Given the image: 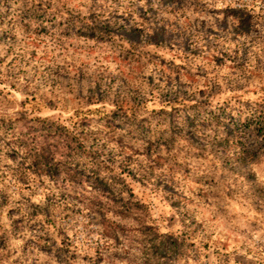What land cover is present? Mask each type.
<instances>
[{"label": "rangeland", "instance_id": "rangeland-1", "mask_svg": "<svg viewBox=\"0 0 264 264\" xmlns=\"http://www.w3.org/2000/svg\"><path fill=\"white\" fill-rule=\"evenodd\" d=\"M262 102L264 0H0V264H264V137L190 125Z\"/></svg>", "mask_w": 264, "mask_h": 264}, {"label": "trees", "instance_id": "trees-1", "mask_svg": "<svg viewBox=\"0 0 264 264\" xmlns=\"http://www.w3.org/2000/svg\"><path fill=\"white\" fill-rule=\"evenodd\" d=\"M247 109H248V113L250 114L249 117H246L243 121L239 120L236 122H230L229 124H227V119L224 117H221V115L219 114H214L212 119H204V120H198V119H193L190 120V125H196L198 123H216L215 125H217V127L220 128V126H222V129L224 130V132H226L227 135L230 136H238V135H245L246 134L249 136H259L260 134H262V136L264 137V102L262 103H254V104H249L247 105ZM225 110V109H224ZM58 124L56 122L53 121H47V122H43L42 126L40 128H38L37 130H39V136H37V134L32 135L33 137L30 139H27L26 145L29 147V154L32 155V157H34V160L37 162L36 165L39 166V162L41 160L42 161H48V159L50 158L49 154L46 153L45 149L43 148H39L38 147V143L36 141L35 138H48L49 136H55L57 137H66L69 138V136H71L70 134V130H66V135H64L63 131L61 128H58ZM77 126L74 125V130H76ZM41 134V136H40ZM59 135V136H58ZM73 138H76L75 134L73 135ZM67 141H71V138L66 139ZM72 149H75L76 151H74L75 153L78 152V150H80V145L78 148V145H73ZM97 151H89V154L94 155L96 154ZM48 166V163L46 164ZM51 166L53 167V164H51ZM49 169L51 170V167H49ZM51 172V171H50ZM89 178L93 179L95 181V183H97L98 185H104V186H108L107 183H105V178H102V176L95 172L94 170L91 171L89 174ZM127 210H129V208H127ZM154 237L155 239H158L159 242L153 243L150 246V251H153V253H161L164 252L166 254H168L171 250H172V246L167 245V240L171 239L172 237L168 236L167 234H161L158 232L154 233ZM172 240V239H171ZM172 245L173 242L171 243Z\"/></svg>", "mask_w": 264, "mask_h": 264}]
</instances>
